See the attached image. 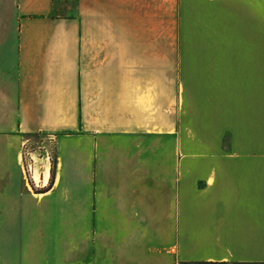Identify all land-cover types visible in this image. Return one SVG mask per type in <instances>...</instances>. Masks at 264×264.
<instances>
[{
    "label": "crops",
    "instance_id": "0c3cea01",
    "mask_svg": "<svg viewBox=\"0 0 264 264\" xmlns=\"http://www.w3.org/2000/svg\"><path fill=\"white\" fill-rule=\"evenodd\" d=\"M76 2L67 18L17 0L0 254L30 243L39 198L43 244L70 241L72 264H264V0ZM39 134L58 157L35 194L22 151Z\"/></svg>",
    "mask_w": 264,
    "mask_h": 264
},
{
    "label": "rangeland",
    "instance_id": "374dc122",
    "mask_svg": "<svg viewBox=\"0 0 264 264\" xmlns=\"http://www.w3.org/2000/svg\"><path fill=\"white\" fill-rule=\"evenodd\" d=\"M76 7V0H55L53 16L72 17L76 12ZM18 20L17 0H0V79L10 82L14 81L16 75ZM54 136L39 134L26 137L22 151L23 166L32 193L42 194L48 187H43L42 183L44 184V182L36 183L34 178L35 172L37 170L42 172V168L46 164H49V168H51L49 184L54 183L58 157L57 142ZM41 178L44 179V174L41 175ZM39 201L38 198L35 202L33 201L32 205V225L29 230L30 243L27 244L29 242L27 236V243L21 242L15 248H1L0 264H72L70 241L66 239L62 247H55L53 242H49L48 246L43 244V227H52L51 220L53 217L43 215L42 210H39L41 207L39 203L43 204V200ZM54 219H60V227H71L70 217H54ZM0 229L1 239L10 238L11 235H7L5 225ZM22 232L23 228L21 227ZM45 236L49 241L55 238L54 234L52 236L50 232L46 233Z\"/></svg>",
    "mask_w": 264,
    "mask_h": 264
},
{
    "label": "trees",
    "instance_id": "16d2710c",
    "mask_svg": "<svg viewBox=\"0 0 264 264\" xmlns=\"http://www.w3.org/2000/svg\"><path fill=\"white\" fill-rule=\"evenodd\" d=\"M199 264H235V263H227V262H203V263H199Z\"/></svg>",
    "mask_w": 264,
    "mask_h": 264
},
{
    "label": "bare ground",
    "instance_id": "6f19581e",
    "mask_svg": "<svg viewBox=\"0 0 264 264\" xmlns=\"http://www.w3.org/2000/svg\"><path fill=\"white\" fill-rule=\"evenodd\" d=\"M41 171H38L37 170V173H36V179L39 181L40 180V177H41V173H40Z\"/></svg>",
    "mask_w": 264,
    "mask_h": 264
}]
</instances>
